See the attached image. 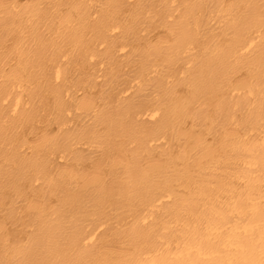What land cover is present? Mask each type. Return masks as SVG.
<instances>
[{
    "label": "bare ground",
    "instance_id": "obj_1",
    "mask_svg": "<svg viewBox=\"0 0 264 264\" xmlns=\"http://www.w3.org/2000/svg\"><path fill=\"white\" fill-rule=\"evenodd\" d=\"M0 264H264V0H0Z\"/></svg>",
    "mask_w": 264,
    "mask_h": 264
}]
</instances>
